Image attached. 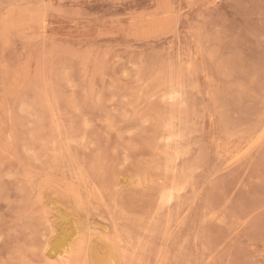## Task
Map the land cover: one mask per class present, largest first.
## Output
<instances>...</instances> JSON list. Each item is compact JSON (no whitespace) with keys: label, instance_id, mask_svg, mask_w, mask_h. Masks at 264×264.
Instances as JSON below:
<instances>
[{"label":"rangeland","instance_id":"obj_1","mask_svg":"<svg viewBox=\"0 0 264 264\" xmlns=\"http://www.w3.org/2000/svg\"><path fill=\"white\" fill-rule=\"evenodd\" d=\"M103 252L264 264V0H0V264Z\"/></svg>","mask_w":264,"mask_h":264},{"label":"bare ground","instance_id":"obj_2","mask_svg":"<svg viewBox=\"0 0 264 264\" xmlns=\"http://www.w3.org/2000/svg\"><path fill=\"white\" fill-rule=\"evenodd\" d=\"M57 218L59 219L58 228L60 233L56 237H53L49 242V246L46 251V254L49 257L62 255L65 251L66 243L72 235V231H70V227H68L69 219L66 215L58 212ZM110 259L111 254L109 252H103L100 257H98V264H109Z\"/></svg>","mask_w":264,"mask_h":264}]
</instances>
